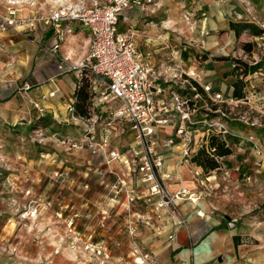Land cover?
<instances>
[{
  "label": "rangeland",
  "instance_id": "rangeland-1",
  "mask_svg": "<svg viewBox=\"0 0 264 264\" xmlns=\"http://www.w3.org/2000/svg\"><path fill=\"white\" fill-rule=\"evenodd\" d=\"M101 1L0 0V13L73 14ZM140 2L117 28L159 78L171 123L156 130L161 171L184 195L159 210L146 203L137 173L117 171L83 139L114 103L94 100L91 118L61 108L60 81L77 71L59 73L44 30H0V264H264V0ZM52 27L68 46L79 24ZM50 76L53 95L41 93ZM110 130L115 150L133 146L128 124ZM212 136L229 152L208 149ZM203 148L212 169L193 158Z\"/></svg>",
  "mask_w": 264,
  "mask_h": 264
},
{
  "label": "built area",
  "instance_id": "built-area-1",
  "mask_svg": "<svg viewBox=\"0 0 264 264\" xmlns=\"http://www.w3.org/2000/svg\"><path fill=\"white\" fill-rule=\"evenodd\" d=\"M140 1L103 0L73 14L54 10L46 16L29 17H23L16 9L8 7L0 13V30H29L39 21L44 25L57 26L63 19H76L89 28L88 55L81 64L73 65L71 69L77 71V77H81V69L85 67L96 92V101L112 100L115 104L104 113L106 121L100 138L95 140L96 129L90 125L84 130L83 139L90 151L103 154L107 163L118 162L128 172H136L147 187L146 203L159 210L172 205L173 199H180L184 192H169L164 184L169 176L161 171L163 159L156 147L155 130L158 125H164L166 119L160 116L163 107L155 98L161 92L158 76L153 65L138 51L134 36L117 28L123 12L130 6L139 5ZM53 94L54 91H51L49 95ZM117 121L128 124L133 131V146L121 152L109 148L110 125ZM123 185L125 180L119 179L115 187ZM128 197L134 199L129 193Z\"/></svg>",
  "mask_w": 264,
  "mask_h": 264
},
{
  "label": "crops",
  "instance_id": "crops-1",
  "mask_svg": "<svg viewBox=\"0 0 264 264\" xmlns=\"http://www.w3.org/2000/svg\"><path fill=\"white\" fill-rule=\"evenodd\" d=\"M29 16L30 15H28V16L23 15V17H29ZM71 25H72V23L70 22L68 24L67 28L70 29ZM52 26L53 25H44L42 22L39 21V22H37L36 26L33 29H29L26 31H32V30H38V29L44 30L43 35H44V38L47 40V43H49V45H51V46L54 45L55 48H59L60 54H58V56L60 57V61H61L60 64L58 65V68L61 69V71H59V73L64 72V71L67 72L71 69V66L81 64L85 60V58L87 57L88 51H89V46H90V31L88 30V31L84 32L82 30V28L86 27V26L83 24H79V28L77 29L78 33L76 31L75 34H72V33L69 34L70 37L68 38V46H66V43L63 45L58 44V41H57L56 37L54 36V33H55V31L58 32L59 30L55 29ZM81 33H84V35H82ZM76 36H80L81 38L76 40ZM70 42H72V44ZM75 45H76V47H75ZM62 64L64 65V67L62 66ZM75 73L77 75V72H75ZM70 74H73V72H71ZM65 75H67V73ZM65 75H63L64 77L60 81L61 92L64 93L65 95H68L69 97L64 99V102L61 104V108L67 109V108H69V106H71V103L74 100V89H75L76 82H77V76L74 79V77H72V76L68 75L67 77H65ZM47 80H48V82H50L48 84L49 87L48 86L47 87L42 86L41 93H45V91H48V90L56 91V90H54L55 88L53 87L54 84L52 83L53 82L52 76H50V78ZM158 83H159V78H158ZM45 85H47V84H45ZM160 95H161V92L155 95L156 100H158V97ZM112 102L115 104L114 101H112ZM158 104L160 106L162 105V103L160 104L159 102H158ZM161 107H163V106H161ZM166 112L167 111L164 110V108L161 109V111L159 112L160 116L166 119V122L164 125H158L156 127V130H157V128L164 127L166 124L168 125L170 123L169 114ZM168 119H169V121H167ZM110 132H111V130H110ZM102 133H103V130L99 131L98 128H96L94 138H100ZM120 133H121V131H119L118 134H120ZM114 134H116V133L114 132ZM128 146H132V145H128ZM128 146H126L125 149H127ZM109 148L115 149V147L111 146L110 143H109ZM97 156H102V155L97 154ZM111 165L113 167H115L117 169V171H120V169L125 170L124 169L125 167L122 166L118 162H112ZM104 166L106 167L105 163H104ZM170 169H171V166H170ZM127 176H129V175L127 174ZM129 178L133 179L132 176H130ZM136 178L138 180L137 182H139L138 185H141L142 188H146V184L141 182L138 174L136 175ZM185 184H191V182H189V183L186 182ZM145 190H147V189H145ZM198 214H202V212H200Z\"/></svg>",
  "mask_w": 264,
  "mask_h": 264
},
{
  "label": "trees",
  "instance_id": "trees-1",
  "mask_svg": "<svg viewBox=\"0 0 264 264\" xmlns=\"http://www.w3.org/2000/svg\"><path fill=\"white\" fill-rule=\"evenodd\" d=\"M69 20L78 21L76 19H69ZM77 23L82 24L80 21H78ZM232 27H235V25L232 24ZM77 29L75 31H77ZM72 34H75V32ZM81 73H82L81 77H77V82L74 89V100L71 103V107H72L73 115L81 118H91L93 115L97 113V111H95L96 109L94 108V100H96L95 98L96 92L92 88L90 77L89 74L86 72L85 67L81 69ZM214 139H215L214 136L209 138L208 149H213V153L217 155H224L229 152L228 149L224 147L223 143L219 142L216 144L214 142ZM207 154L209 153L205 148L199 149V151L196 153V155L193 158L199 163V165L205 168L212 169L216 166L215 160L213 158H210ZM201 156L206 157V159Z\"/></svg>",
  "mask_w": 264,
  "mask_h": 264
},
{
  "label": "bare ground",
  "instance_id": "bare-ground-1",
  "mask_svg": "<svg viewBox=\"0 0 264 264\" xmlns=\"http://www.w3.org/2000/svg\"><path fill=\"white\" fill-rule=\"evenodd\" d=\"M76 40H77V39H76ZM68 51H69V50H68ZM182 226H183V225H180V226L178 227V232H179V230H181Z\"/></svg>",
  "mask_w": 264,
  "mask_h": 264
}]
</instances>
